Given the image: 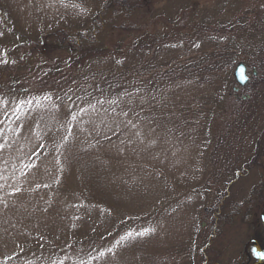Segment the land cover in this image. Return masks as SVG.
<instances>
[{
    "label": "rangeland",
    "instance_id": "rangeland-1",
    "mask_svg": "<svg viewBox=\"0 0 264 264\" xmlns=\"http://www.w3.org/2000/svg\"><path fill=\"white\" fill-rule=\"evenodd\" d=\"M110 1L0 0V264H264V0Z\"/></svg>",
    "mask_w": 264,
    "mask_h": 264
},
{
    "label": "trees",
    "instance_id": "trees-1",
    "mask_svg": "<svg viewBox=\"0 0 264 264\" xmlns=\"http://www.w3.org/2000/svg\"><path fill=\"white\" fill-rule=\"evenodd\" d=\"M133 1V0H132ZM150 2V0H144V2ZM128 2H130V0H111L109 5L107 7H115V6H124L126 5ZM53 36L52 33H48L46 35H43L40 40L37 43V46H39L41 49V51H46V46L49 43L50 39L55 38V37H51ZM56 39L60 40L61 42H63L64 37H56ZM88 40V37H85L84 34H80L78 35V37L75 38L76 41L79 40ZM93 40V37L91 38L90 41ZM94 41V40H93ZM38 49V48H37ZM264 129L262 131V134L259 137V141L257 143V147L255 150V154L254 157L251 160V165L255 166L260 173V180L258 182V184L253 188V190L251 191L250 196L246 199L245 203L247 202H252L255 204L256 209L258 210V212H263L264 211ZM251 166V167H252ZM261 214V213H260ZM260 214L258 213V223L259 224L260 221ZM251 244V242H250ZM258 249V250H263L264 248H260L259 246L253 244L251 245V247H249L247 250H249V254H250V258L254 259L256 262H260V263H264V259H258V258H254L253 257V249ZM248 261H236L233 262L231 264H253V262H251V259Z\"/></svg>",
    "mask_w": 264,
    "mask_h": 264
},
{
    "label": "water",
    "instance_id": "water-1",
    "mask_svg": "<svg viewBox=\"0 0 264 264\" xmlns=\"http://www.w3.org/2000/svg\"><path fill=\"white\" fill-rule=\"evenodd\" d=\"M245 70L246 67L243 63H238L234 69V79L241 86L245 85L248 81V77L246 76ZM234 90L237 91L238 87L235 86ZM263 223H264V219H263Z\"/></svg>",
    "mask_w": 264,
    "mask_h": 264
},
{
    "label": "snow or ice",
    "instance_id": "snow-or-ice-1",
    "mask_svg": "<svg viewBox=\"0 0 264 264\" xmlns=\"http://www.w3.org/2000/svg\"><path fill=\"white\" fill-rule=\"evenodd\" d=\"M3 62H6V61H3ZM140 235H142L143 233H139ZM128 236H131L132 234L131 233H128L127 234Z\"/></svg>",
    "mask_w": 264,
    "mask_h": 264
},
{
    "label": "flooded vegetation",
    "instance_id": "flooded-vegetation-1",
    "mask_svg": "<svg viewBox=\"0 0 264 264\" xmlns=\"http://www.w3.org/2000/svg\"><path fill=\"white\" fill-rule=\"evenodd\" d=\"M255 74V73H254Z\"/></svg>",
    "mask_w": 264,
    "mask_h": 264
}]
</instances>
